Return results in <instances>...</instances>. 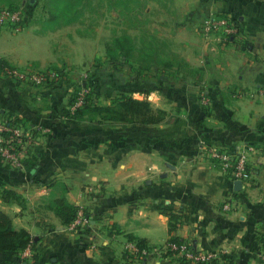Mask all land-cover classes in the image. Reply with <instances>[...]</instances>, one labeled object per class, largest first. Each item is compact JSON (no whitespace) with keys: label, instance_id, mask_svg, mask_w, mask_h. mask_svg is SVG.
<instances>
[{"label":"crops","instance_id":"crops-1","mask_svg":"<svg viewBox=\"0 0 264 264\" xmlns=\"http://www.w3.org/2000/svg\"><path fill=\"white\" fill-rule=\"evenodd\" d=\"M198 1L202 10L237 21L233 41L192 42L188 35L196 12L147 7L126 14L135 22L118 37L125 40L115 44L116 50L132 52L130 61L145 69L116 70L114 87L110 79L104 82L107 97L101 103L146 89L151 106L166 111L161 123L74 119L67 113L72 82L32 86L0 70V114L23 118L26 126L51 127L25 155L24 169L0 160V208L35 242L31 264H180L168 248L172 213L182 220L174 234L196 249L217 252V264H264V157L249 154V182L236 190L235 180L211 166L204 149L264 148V0ZM36 2L55 3L46 7L47 22L38 26L40 17L27 11L31 22L24 32L0 30V56L18 65H23V33L45 44L57 35L79 34L69 4L83 0ZM160 35L182 42H161ZM190 47L195 58L169 53ZM139 51L148 52L146 58ZM124 57L122 64L129 62ZM200 89L211 97L208 113L200 104ZM31 163L36 168L29 171ZM63 193L84 222L65 223L55 213L52 202ZM227 200L228 209L222 207ZM137 240L149 250L142 261L124 250ZM15 256L0 251L1 259Z\"/></svg>","mask_w":264,"mask_h":264},{"label":"rangeland","instance_id":"rangeland-1","mask_svg":"<svg viewBox=\"0 0 264 264\" xmlns=\"http://www.w3.org/2000/svg\"><path fill=\"white\" fill-rule=\"evenodd\" d=\"M82 3H71L73 10L76 11L75 19L72 21L73 28L79 31V34L75 36L57 35L53 38V43L45 44L42 39L34 35L33 38L26 37V33H23V65H18L13 62H9L10 65L21 69H39L48 72V74H54L52 80L48 82L49 85L58 83L59 80L72 82L70 87L69 100L72 102L78 95L83 82H89V84H95L96 82L99 96H94L93 100L98 102L102 101L103 97H107L106 86L104 82L108 79L112 81V87H114L116 70L127 69L142 71L145 68L134 64L130 61L132 52H124L116 50L115 44L125 39H119L118 37L126 30L130 29L134 20L131 17L125 18L126 14H129L132 10L145 11L147 7L151 10H171V11H194L199 16L195 21V25L189 29L188 39L192 42H203L207 46L213 44L226 45L229 42L221 41L218 39H209L204 35L201 30V23L203 19L215 11L206 12L202 10V5L198 0H83ZM55 3H39L36 0H0V16L1 13H9V16L4 18V21L0 23V30L10 28L11 32H24L28 27V23L31 19L26 20V12H36L40 20L37 25L41 26V22H47L46 16L48 9L46 7H52ZM10 10V12H8ZM18 14V18L13 19L11 14ZM221 13V12H220ZM227 14V13H225ZM41 15L45 17L41 18ZM124 17V18H123ZM202 17V18H201ZM62 18V17H61ZM33 21V20H32ZM35 23V22H34ZM33 25V24H32ZM83 31V32H82ZM191 31V33H190ZM234 36L233 39H235ZM52 38V36H51ZM144 38V37H143ZM164 38H170L174 42H182L181 38H173L172 35H160L161 42ZM193 43V44H195ZM50 44V45H48ZM107 44L108 49L105 45ZM47 45L49 48H47ZM196 46V45H194ZM148 52L139 51L142 57L146 58L145 54ZM158 55H163V51H156ZM171 55L185 56L186 58H195V50L190 47L182 51H170ZM128 59V63H123L121 57ZM0 58H3L0 56ZM142 59V58H141ZM42 63H45L42 65ZM109 73V74H108ZM146 74V73H144ZM109 80V81H110ZM28 84V83H26ZM32 85V84H28ZM45 85V84H44ZM35 86V85H32ZM41 86V85H40ZM205 91L211 99L206 89L199 90V101L201 106V92ZM39 92H37L36 97ZM114 94V93H112ZM42 98V95H41ZM39 100V99H38ZM104 100V99H103ZM71 101V100H70ZM68 102L67 109L70 111V104ZM208 112V108L205 109ZM211 109L209 110V112Z\"/></svg>","mask_w":264,"mask_h":264},{"label":"built area","instance_id":"built-area-1","mask_svg":"<svg viewBox=\"0 0 264 264\" xmlns=\"http://www.w3.org/2000/svg\"><path fill=\"white\" fill-rule=\"evenodd\" d=\"M8 12H10V10ZM11 15L13 19L18 18V14L16 13ZM6 16H9V13H1L0 23L4 21ZM201 30L209 39L213 38L231 42L238 32V25L237 21L228 14L213 13L203 19ZM0 70L11 79L35 86L48 84L54 75H50L48 72L37 68L23 70L9 63L0 64ZM92 89L91 86L83 83L77 97L69 104L71 113H73L77 107L82 106L85 102L96 96ZM41 95L42 94L39 93L37 97L41 98ZM201 102L203 108H208V111L211 109L212 101L205 91L201 92ZM50 132V126H43L41 124L26 126L22 122H13L9 120L7 116L0 114V156L2 160L12 167L24 169L25 155L32 150V147L41 140L43 135ZM204 149L207 155L206 158L211 166L217 168L220 174L228 176L232 180H240L243 185H247L249 182L247 172L249 164L251 160H253L250 158L249 154L260 153L259 157H264V148H260L257 144H247L245 148L233 151L217 146H207ZM258 160L260 159L258 158ZM230 205V201L227 200L223 202L222 207L228 209ZM85 220V218L81 220V218L76 216L73 221L76 224H80L81 221L84 222ZM170 247L171 249H177L176 254L178 258L188 260L191 264L208 262L211 259L218 258L217 252L196 249L185 239L180 245L171 243ZM124 250L129 257L135 256L141 261L149 255L148 248L139 246L136 241L127 242ZM35 252V246L29 244L20 252L17 257L18 259L9 264H31L34 260Z\"/></svg>","mask_w":264,"mask_h":264},{"label":"trees","instance_id":"trees-1","mask_svg":"<svg viewBox=\"0 0 264 264\" xmlns=\"http://www.w3.org/2000/svg\"><path fill=\"white\" fill-rule=\"evenodd\" d=\"M3 63L9 62L5 58H0V64ZM94 83L95 84L91 85L86 81L85 84L91 86L93 88L92 91L96 94V96H99V87L96 85V82ZM148 92L149 91L146 89L129 90L119 96H115L112 101L107 104H103L101 102H98L97 100L91 99L85 102L82 106L77 107L73 113L69 112V110H67V113L74 119H80L83 116H89L91 118L99 117L106 120H120L140 124L161 123L166 118V111L163 109H155L151 106L149 100L146 98ZM135 94H138L139 96L136 97ZM70 100L69 102H72V99ZM203 109L205 110V108ZM7 117L13 122H24L23 118H20L18 116L8 115ZM0 160L3 161L1 156ZM35 165V163L27 164V169L29 171H32L36 168ZM5 192L10 196H18L15 191L10 189H5ZM52 205L55 213L65 223L72 222L77 216V207L70 200L68 195H66V193H63L62 195L54 198ZM181 221L182 220L180 215L175 213L171 214L169 223L171 236L168 241V248L173 253H176L177 249H171L170 244L176 243L177 245H180L184 240L182 237L174 234L175 229L178 227ZM136 243L141 247L147 248V246L142 244L139 240H137ZM29 244L34 246L35 242L33 241L28 230L23 227H16L13 224L12 218L0 208V251H11L16 255L14 259L10 260L0 258V263L9 264L13 261H16L20 252ZM36 257L37 252H35L34 254V259ZM178 259L180 264H191L188 260H184L182 258ZM194 264H217V259H211L208 262H200Z\"/></svg>","mask_w":264,"mask_h":264},{"label":"water","instance_id":"water-1","mask_svg":"<svg viewBox=\"0 0 264 264\" xmlns=\"http://www.w3.org/2000/svg\"><path fill=\"white\" fill-rule=\"evenodd\" d=\"M241 186H242V183H241L240 180H236V181L234 182V188H235L236 190L240 189Z\"/></svg>","mask_w":264,"mask_h":264}]
</instances>
